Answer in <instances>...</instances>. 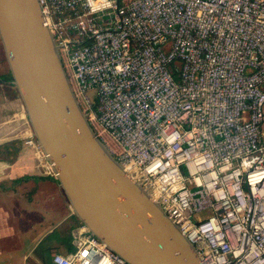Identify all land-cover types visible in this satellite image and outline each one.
I'll use <instances>...</instances> for the list:
<instances>
[{
	"label": "built area",
	"instance_id": "2783aa9c",
	"mask_svg": "<svg viewBox=\"0 0 264 264\" xmlns=\"http://www.w3.org/2000/svg\"><path fill=\"white\" fill-rule=\"evenodd\" d=\"M37 2L95 136L199 264H264V0ZM70 237L50 264H126L83 224Z\"/></svg>",
	"mask_w": 264,
	"mask_h": 264
},
{
	"label": "water",
	"instance_id": "95a60500",
	"mask_svg": "<svg viewBox=\"0 0 264 264\" xmlns=\"http://www.w3.org/2000/svg\"><path fill=\"white\" fill-rule=\"evenodd\" d=\"M0 41L11 84L71 216L126 264H199L190 243L87 123L37 0H0Z\"/></svg>",
	"mask_w": 264,
	"mask_h": 264
},
{
	"label": "crops",
	"instance_id": "0c3cea01",
	"mask_svg": "<svg viewBox=\"0 0 264 264\" xmlns=\"http://www.w3.org/2000/svg\"><path fill=\"white\" fill-rule=\"evenodd\" d=\"M8 75L0 41V264H40L73 216L57 182L32 167L31 129Z\"/></svg>",
	"mask_w": 264,
	"mask_h": 264
},
{
	"label": "rangeland",
	"instance_id": "374dc122",
	"mask_svg": "<svg viewBox=\"0 0 264 264\" xmlns=\"http://www.w3.org/2000/svg\"><path fill=\"white\" fill-rule=\"evenodd\" d=\"M120 1L121 2H125L127 0H120ZM128 1H130V0H128ZM111 145H112V143H111ZM108 148H110V147L108 146ZM204 214L205 213H203V215ZM76 226L77 225H76V222H75L74 219H70L68 222L59 225L58 233H60V236H61L60 238L63 239V238H66V237L70 236L71 230L73 228H75ZM43 251H45V250H43ZM65 252H66L65 245L61 243V244H59L58 248L50 249L47 252H44V254L42 253L40 264H50L51 257H52L53 254H55V253H65Z\"/></svg>",
	"mask_w": 264,
	"mask_h": 264
},
{
	"label": "trees",
	"instance_id": "16d2710c",
	"mask_svg": "<svg viewBox=\"0 0 264 264\" xmlns=\"http://www.w3.org/2000/svg\"><path fill=\"white\" fill-rule=\"evenodd\" d=\"M8 79L11 80V76H10V74L8 75ZM53 180H55V178H54ZM72 219L75 220L76 225L81 224V223H80L75 217H72ZM70 239H71L70 236L61 239V242H62V244L65 245V249H66L67 252L72 250V246H71V244H70Z\"/></svg>",
	"mask_w": 264,
	"mask_h": 264
}]
</instances>
